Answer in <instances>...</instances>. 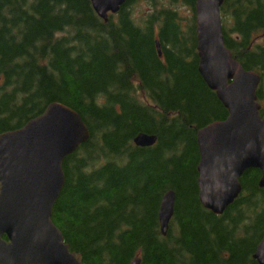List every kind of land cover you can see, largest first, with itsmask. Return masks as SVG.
<instances>
[{"label": "trees", "instance_id": "trees-1", "mask_svg": "<svg viewBox=\"0 0 264 264\" xmlns=\"http://www.w3.org/2000/svg\"><path fill=\"white\" fill-rule=\"evenodd\" d=\"M195 2L128 0L104 23L90 0H0V135L51 104L89 132L64 161L51 218L83 264H257L260 173L243 175L221 217L198 199L196 134L227 113L198 74ZM220 15L226 49L260 76L261 103L264 0H223ZM140 134L155 145L136 148ZM169 191L175 206L162 238L158 210Z\"/></svg>", "mask_w": 264, "mask_h": 264}, {"label": "water", "instance_id": "water-1", "mask_svg": "<svg viewBox=\"0 0 264 264\" xmlns=\"http://www.w3.org/2000/svg\"><path fill=\"white\" fill-rule=\"evenodd\" d=\"M127 1L91 0V5L106 23L108 15L116 14ZM222 4L223 0L195 2L198 74L227 113L225 121L196 134L198 199L216 217L240 196L245 173L258 171V188L264 189V117L256 97L260 76L244 71L225 48ZM88 139L80 117L58 104L48 106L20 130L0 135V264H83L81 256L64 244L51 218L65 183L64 161ZM155 143V137L144 134L133 140L141 149ZM174 206L175 194L169 191L158 210L162 238L167 236ZM253 260L264 264V237Z\"/></svg>", "mask_w": 264, "mask_h": 264}, {"label": "rangeland", "instance_id": "rangeland-1", "mask_svg": "<svg viewBox=\"0 0 264 264\" xmlns=\"http://www.w3.org/2000/svg\"><path fill=\"white\" fill-rule=\"evenodd\" d=\"M142 7H143V5L140 7V10L142 9ZM258 43L260 44V43H261V41H259ZM261 103H262V104H264V101H263V102H261ZM261 103H260V104H261ZM261 106H262V105H261Z\"/></svg>", "mask_w": 264, "mask_h": 264}]
</instances>
